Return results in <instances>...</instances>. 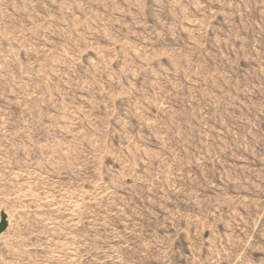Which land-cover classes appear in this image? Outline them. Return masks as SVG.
<instances>
[{"label":"rangeland","instance_id":"obj_1","mask_svg":"<svg viewBox=\"0 0 264 264\" xmlns=\"http://www.w3.org/2000/svg\"><path fill=\"white\" fill-rule=\"evenodd\" d=\"M0 264H264V0H0Z\"/></svg>","mask_w":264,"mask_h":264}]
</instances>
